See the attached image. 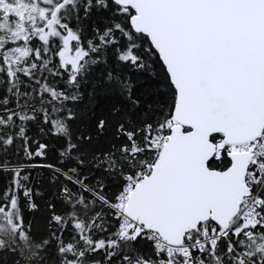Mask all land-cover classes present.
Segmentation results:
<instances>
[{"label": "snow or ice", "instance_id": "1", "mask_svg": "<svg viewBox=\"0 0 264 264\" xmlns=\"http://www.w3.org/2000/svg\"><path fill=\"white\" fill-rule=\"evenodd\" d=\"M0 264H264V0H0Z\"/></svg>", "mask_w": 264, "mask_h": 264}, {"label": "trees", "instance_id": "2", "mask_svg": "<svg viewBox=\"0 0 264 264\" xmlns=\"http://www.w3.org/2000/svg\"><path fill=\"white\" fill-rule=\"evenodd\" d=\"M132 83L134 84L135 87H140L141 85L147 86L149 81H148V78L146 76L134 75Z\"/></svg>", "mask_w": 264, "mask_h": 264}]
</instances>
